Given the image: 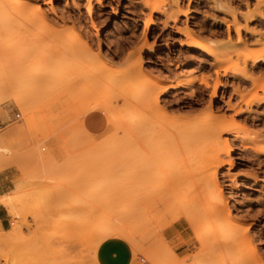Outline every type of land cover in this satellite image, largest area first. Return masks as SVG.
Listing matches in <instances>:
<instances>
[{
  "label": "rangeland",
  "instance_id": "obj_1",
  "mask_svg": "<svg viewBox=\"0 0 264 264\" xmlns=\"http://www.w3.org/2000/svg\"><path fill=\"white\" fill-rule=\"evenodd\" d=\"M29 1L27 12L37 5L40 20L20 18L0 0V147L7 151H0V172L11 169L13 177L11 191L0 195L11 205L4 206L10 224L0 231V264H93L104 211L113 216L105 221L134 232L128 242L140 264H241L248 251L264 264V151L255 150L264 143V62L244 63L264 53V0ZM65 33L78 35L97 58L70 49ZM137 66L140 82L161 83L144 116L147 133L133 128L139 109L127 101L138 95L136 74L119 80L123 94L120 83L107 93L92 84L98 67L122 76ZM19 95L29 100L30 118L14 100ZM87 107L107 116L103 134L82 128ZM15 113L20 119L7 123ZM211 120L220 127L219 153L214 136L193 141ZM214 173L219 206L199 198ZM133 186L150 206L132 207ZM178 220L194 242L177 256L162 231ZM14 227L21 234L12 239Z\"/></svg>",
  "mask_w": 264,
  "mask_h": 264
},
{
  "label": "bare ground",
  "instance_id": "obj_2",
  "mask_svg": "<svg viewBox=\"0 0 264 264\" xmlns=\"http://www.w3.org/2000/svg\"><path fill=\"white\" fill-rule=\"evenodd\" d=\"M10 2V4H9V6L10 7H12L14 10H15V12H16V14L20 17V18H23V19H25V20H27V19H29V20H31V21H34V20H40L41 19V14H40V11H39V7L37 6V5H35V4H33L32 5V11L30 12V14L27 12V7L29 6V0H9ZM89 1V0H88ZM173 4H175V3H173ZM261 4V3H260ZM39 5V4H38ZM176 14V13H175ZM174 15V14H173ZM250 16H252V17H254V15H250ZM259 16L260 17H264V14L263 13H259ZM263 20V19H262ZM229 27V26H228ZM52 32V31H51ZM65 41H66V43H67V46L71 49H75L76 50V52L77 53H80V52H82L83 54H85V55H87V56H90V59H96V58H92L91 57V54L89 53V48L87 47V46H85L84 45V47H83V45H81L82 46V48L79 46V42L77 41V40H79V39H77L76 40V38H80L78 35H75V34H73V33H65ZM188 37H191V34L189 33L188 34ZM64 40V39H63ZM81 40V39H80ZM63 43H64V41H62ZM82 42V41H81ZM193 42V41H192ZM210 42V41H209ZM193 44L194 45H192V47L193 48H197L198 50H201V51H205V52H207V53H211L212 54V52L210 51V48L209 47H204V46H201V44H199V43H196L195 41L193 42ZM66 49V48H65ZM68 49V48H67ZM67 49H66V51H67ZM70 49H68V50H70ZM208 56V55H207ZM140 57V54L139 53H137V59ZM248 59H250L251 60V62L252 63H254L255 65H257V64H260V63H263L264 62V53L263 54H256V55H254V56H251V57H249V58H245L244 59V63H246V61L248 60ZM75 60H77V59H75ZM77 61H79V63H80V60H77ZM77 61H75V63L77 62ZM95 61V60H94ZM73 62H74V58H73ZM91 65V64H90ZM86 66H87V64H86ZM128 66V65H127ZM88 67V66H87ZM244 67V66H243ZM220 68H222V67H220ZM255 68V67H254ZM110 69V70H109ZM91 70V69H90ZM108 70L109 71H111L112 69L110 68V67H98V69L97 70H95L94 72V74H95V76L93 77V85H94V87L95 88H97V89H95V90H101V89H103V91H105L106 92V90L107 91H109L110 92V90H114V91H116V87H117V85H119V83H120V85H121V90H122V92H121V90H117L118 91V93L120 92V93H124L125 91H124V89H122V86L123 85H125V83H129L128 82V79H131V77H133V76H131V73L133 72L134 74L133 75H137L138 77H135V79L137 78V80L135 81L136 83H135V85H140V87H139V89H138V87H135L134 86V88L135 89H138L137 91H136V93H138V95H136V94H134L133 93V95H135V96H137V97H133V100L134 101H132V99H128V97H132L133 95H131V96H128L127 97V101L129 100L130 102H132L131 104L132 105H134V102H135V105L137 106V108L139 109V113L137 114V116L135 115L134 117H136V118H134V121L137 123V124H133L134 125V127L133 128H135V125L137 126L136 127V129H135V131H139V133H141V132H143V133H147V128L148 127H150V126H148L147 125V123H146V119H145V117L144 116H146L147 114H149L150 112H152L153 110H154V108H153V103L157 100V94H158V90L161 88V83H159V82H157V81H155L154 83H153V85L152 86H150L147 82H145V81H143V82H140V80H138V78H140L141 79V69H140V67L139 66H137V67H135V68H133L132 70H130V71H128L127 73H125V74H123L122 76L120 75H115V76H113V75H108ZM248 70V69H247ZM259 71V70H258ZM261 71V70H260ZM90 74V73H89ZM129 74V77L130 78H128V79H126L125 77H126V75H128ZM93 75V74H92ZM125 75V76H124ZM110 76V77H109ZM124 77V80H126L125 81V83H123V81H119V80H121L122 78ZM91 78H92V76H91ZM132 80H133V78H132ZM132 80H131V82H132ZM88 81V80H87ZM140 84H139V83ZM123 83V84H122ZM128 85H130V84H128ZM125 87H126V85H125ZM128 87H130V86H128ZM93 88V87H92ZM91 88V89H92ZM104 89H106V90H104ZM263 89H264V87H263ZM98 90V91H99ZM126 90H128V89H126ZM94 91V90H93ZM97 91V92H98ZM102 91V92H103ZM101 92V91H100ZM104 92V93H105ZM128 92H129V90H128ZM127 92V93H128ZM131 92H133V90H131ZM107 93V92H106ZM163 93V92H162ZM98 94H100V93H98ZM126 94V93H125ZM263 94H264V92H263ZM129 95V94H128ZM122 98H123V96L126 98V96L125 95H120ZM106 99H108V98H106ZM260 99H264V96H262V97H260ZM15 102L17 103V104H19V105H21V106H23V105H25L26 107V111H27V115L29 114V118L32 116V115H30L31 113H29V112H31V110L29 109V100L26 98V97H24V96H21V95H19V96H17V97H15ZM101 101H103L102 99H100ZM101 101H99V102H101ZM105 102V101H104ZM106 104H108L107 102H105ZM105 103H103L102 105H100L101 107L103 106V107H107V108H105V109H107L108 110V108H111V104H110V102H109V104L108 105H110V107H108L107 105H105ZM129 103V102H128ZM94 105H95V102L93 103ZM97 104V103H96ZM94 105H91V106H94ZM98 106H99V104H97ZM94 106V108L95 107H98V106ZM134 105V106H135ZM87 106V105H86ZM141 107V108H140ZM83 108H86V107H83ZM94 108H88L87 107V109L88 110H81V112L83 111V112H86V113H88V112H91V111H93V109ZM136 108V107H135ZM104 109V108H103ZM98 110V109H97ZM82 112V113H83ZM108 112V114L111 112V110H110V112H109V110L107 111ZM81 115V114H80ZM83 115H84V113H83ZM111 117H110V119H113V115H111V113L109 114ZM144 117V119H142ZM147 117V116H146ZM151 117V116H150ZM116 123H117V121H116ZM133 123V122H132ZM193 123V122H192ZM200 123V122H199ZM201 124H202V122H201ZM216 124V123H215ZM154 125V124H153ZM214 125V121L213 120H211V121H205V122H203V125H201L202 127H201V130L204 132V131H206L207 130V132H202L201 130L199 131L200 132V134H198L195 130H194V132H196L198 135H199V137H197V139L198 140H193V141H197V143H201L202 141L200 140L203 136L205 137V133L209 136V135H211V136H214V137H212L213 139H215V140H218L217 141V144L215 143V141H214V144H216V145H214V147H215V149L217 150L216 151V153H219L221 150H223V146H222V144H221V142H219V134H218V132H219V129H220V127H218V125H215V126H213ZM153 128V127H152ZM203 128V129H202ZM212 128H214V130L212 131ZM154 129H156V128H153V129H151V130H154ZM137 131V132H138ZM146 131V132H145ZM201 132L203 133L202 135H201ZM138 134V133H137ZM150 134H152V132L150 131ZM142 135V134H141ZM194 135V134H193ZM215 135H217V137L215 136ZM195 136H197V135H195ZM210 136V137H211ZM195 138V137H194ZM209 138V137H208ZM187 139V138H186ZM192 139V138H191ZM135 140V139H134ZM188 140H190V139H188ZM188 140L186 141V146H187V144H191V143H187L188 142ZM208 140V139H207ZM139 145V147H141V146H143L142 144H140V141H136ZM135 142V143H136ZM142 143L143 142H145V141H141ZM209 142V141H208ZM90 143V142H89ZM196 142H195V144H197ZM210 143V142H209ZM208 143V144H209ZM213 143V142H212ZM103 144V143H102ZM101 144V145H102ZM203 144H205V143H203ZM202 144V145H203ZM207 144V145H208ZM104 145V144H103ZM202 145H200L201 147H202ZM138 146H136V147H138ZM145 146V145H144ZM143 146V147H144ZM212 146V145H211ZM257 148H255V150L256 151H258V152H263L264 151V143H261V144H259V145H255ZM95 147V146H94ZM96 147H99V146H96ZM143 147H141V148H143ZM155 147H157V146H155ZM195 147V146H194ZM198 147H199V145H198ZM217 147V148H216ZM230 147V146H229ZM4 148V147H3ZM3 148H1L0 147V151H2V152H5V153H7V151H6V148L5 149H3ZM149 148V147H148ZM188 148H190V147H188ZM187 148V149H188ZM200 148V147H199ZM199 148H195L197 151H198V149ZM213 148V147H212ZM252 148H254V147H252ZM139 149V148H138ZM201 149H203V148H201ZM142 150V149H141ZM212 150V149H211ZM210 150V151H211ZM32 151V150H31ZM143 151V150H142ZM192 151V150H191ZM146 152V151H145ZM196 152V151H195ZM194 152V153H195ZM151 153V152H150ZM150 153H149V155H150ZM209 153H211L212 154V152H209ZM144 154V153H143ZM146 154V153H145ZM187 154H189V153H187ZM191 154V153H190ZM204 154V153H203ZM207 154V153H206ZM163 155V154H162ZM193 155H196V154H193ZM210 155V154H209ZM217 155V154H216ZM219 155V154H218ZM216 156V163H220L221 162V160L219 159V156ZM135 156H136V154H135ZM204 156V155H203ZM150 157V156H149ZM195 157V156H194ZM139 158V157H138ZM192 158V157H191ZM196 158H198V157H196ZM208 158H210V157H208ZM208 158H206L205 160H207ZM33 159V158H32ZM199 159V158H198ZM211 160L210 161H208V162H212V157L210 158ZM33 160H35V159H33ZM258 160V159H257ZM138 161H140V159L138 160ZM143 161V160H142ZM144 162V161H143ZM190 162H191V160H190ZM137 163V162H136ZM141 163V162H140ZM153 163V162H152ZM197 163V162H196ZM206 163V162H205ZM138 164V163H137ZM159 164V163H158ZM199 165H201L202 166V164H200V163H198ZM138 165H140L141 166V164H138ZM152 165V164H151ZM206 165V164H205ZM209 165H211V164H209ZM208 165V166H209ZM213 165H215V167L217 166V164H215V163H213ZM213 165H211V167L213 166ZM137 165H135V168H138V166L136 167ZM153 166V165H152ZM207 166V167H208ZM206 167V168H207ZM210 167V168H211ZM154 169H156L155 167H154ZM208 169H209V167H208ZM140 170V169H139ZM136 172H137V170H136ZM138 177V176H137ZM139 177H140V174H139ZM134 178V177H133ZM137 179H139L140 180V178H137ZM135 180V179H134ZM139 180H137V181H139ZM203 180L204 179H201L200 181H201V183H203ZM206 180H208V183L205 181L203 184H205L204 186H202V185H200L202 188H200V186H199V188L201 189V190H199V191H201V192H199L200 193V195H199V198L201 199V200H203V199H208V198H210L211 197V200H215L216 202V204H218L217 206H219V205H221V193H220V189H219V187H218V184H217V181H216V178H215V173L213 174V181H210V179H206ZM136 181V180H135ZM140 183V182H139ZM139 183H135L136 185L137 184H139ZM200 183V182H199ZM133 185V184H132ZM141 186V185H140ZM142 188H143V186H141ZM133 188H134V186H133ZM139 188L140 187H136V188H134V189H138L139 190ZM141 188V189H142ZM146 189V188H145ZM133 190V189H132ZM131 190V191H132ZM138 190L136 191V193H135V191L133 192V194L132 195H136V196H133V197H136V200H134L135 201V205L134 204H132V207L133 208H136L137 207V209H138V211L140 210V207L142 208V209H144V206H146V205H144L145 203L147 204V205H149L147 202H141V200H139L138 199V196H139V194H138ZM195 191V190H194ZM143 192V191H142ZM139 193H141V191L139 192ZM192 193H194L195 194V192H192ZM191 193V194H192ZM192 195V196H195V195H197V194H195V195ZM145 197H147V194L145 195ZM175 197V196H174ZM190 197V196H189ZM169 198H171V196L169 197ZM191 198V197H190ZM132 201V200H131ZM147 201V200H146ZM150 200H148V202H149ZM157 203V202H156ZM0 204L1 205H3V206H5L6 208L7 207H9L10 208V204L6 201V199H3V198H0ZM153 204V203H152ZM134 205V206H133ZM150 206V205H149ZM97 208V207H96ZM102 210H103V208H101ZM99 210H100V208H99ZM107 210V209H106ZM111 210V209H110ZM98 211V210H97ZM104 211V210H103ZM133 211H136V209L135 210H133ZM137 211V212H138ZM145 211V210H144ZM143 211V212H144ZM149 211V210H148ZM104 212H106V214H104V217H102L101 218V216H100V218L102 219H100L99 221H101L100 223H98L97 225H99V227H102V228H99V230H101L100 232H98L96 229L94 230V236L96 235V237H97V233L96 232H98L99 234H98V238H97V240H96V245L94 246V252H95V250H96V248L98 247V245L102 242V241H104V240H106V239H108V238H113V237H122L123 239L124 238H126V240L127 241H129V235H131L132 234V236H133V233H127L126 232V230H124V229H127V228H121V227H119L120 225H118V224H115V226H113L114 224H111L112 222V217L110 218V217H105L106 215L107 216H109L108 214H107V211H104ZM150 212V211H149ZM96 213V212H95ZM100 213H102V211L100 212ZM145 213H147V212H145ZM137 214H139V213H137ZM137 214H135L136 216H138ZM96 215V214H95ZM98 215V214H97ZM102 215V214H101ZM143 215V214H142ZM221 215H223V212H221ZM144 216V215H143ZM145 216H147V215H145ZM88 217H90V216H88ZM142 217V216H141ZM94 218V217H93ZM105 218V219H104ZM106 218H107V220H109V218L111 219L110 220V222L109 221H105L106 220ZM144 218H146V217H144ZM143 218V219H144ZM145 220V219H144ZM88 222H90V221H88ZM93 222H95V221H93ZM97 222V221H96ZM103 223H104V225H103ZM109 223H110V225H109ZM141 223H142V221H141ZM90 224V223H89ZM105 224H108L107 226H105ZM133 225H135V224H133ZM138 225H140V224H138ZM96 226V225H95ZM121 226H123V225H121ZM125 227V226H124ZM132 227H134V226H132ZM97 228V227H96ZM129 230H131V229H129ZM20 231H21V228L20 227H14L13 228V230H12V233L10 234V237L13 239V238H16V237H18L21 233H20ZM93 235V234H92ZM138 235V234H137ZM240 235H242L241 233H240ZM237 236H239V234H236V235H234L233 237H235L234 238V240L236 241V239H237ZM230 237H232V236H230ZM232 237V238H233ZM240 237H242V244L244 243V244H249V240L250 239H248L247 237H246V235L243 237V235L242 236H240ZM256 237V236H255ZM133 239V237H130V239ZM255 240H257L256 238H254ZM239 240H241V238H239ZM245 241V242H244ZM87 242V241H86ZM229 242L230 241H228L227 243L229 244ZM238 242V241H237ZM247 242V243H246ZM231 243H233V242H231ZM140 244V243H139ZM134 246V245H133ZM263 253H264V251H263ZM261 255H263L262 253H261ZM245 258H244V260H242L241 261V264H257L258 263V258H257V256H256V254H255V252L254 251H248L247 253H245ZM261 259V258H260ZM263 260V259H262ZM244 261V262H243Z\"/></svg>",
  "mask_w": 264,
  "mask_h": 264
},
{
  "label": "crops",
  "instance_id": "obj_3",
  "mask_svg": "<svg viewBox=\"0 0 264 264\" xmlns=\"http://www.w3.org/2000/svg\"><path fill=\"white\" fill-rule=\"evenodd\" d=\"M81 126L87 135L99 136L108 128V118L101 110L88 112L81 118ZM11 169L0 172V195L11 191L13 177ZM10 224V217L0 204V231H5ZM188 227L180 220L173 222L162 231L164 241L175 255H186L193 246V237ZM134 261V251L130 243L122 238H108L102 241L93 254V264H140Z\"/></svg>",
  "mask_w": 264,
  "mask_h": 264
},
{
  "label": "built area",
  "instance_id": "obj_4",
  "mask_svg": "<svg viewBox=\"0 0 264 264\" xmlns=\"http://www.w3.org/2000/svg\"><path fill=\"white\" fill-rule=\"evenodd\" d=\"M20 119V114L19 113H15L13 115H9L7 117V123H12V122H15V121H18ZM141 262H144L143 259H140Z\"/></svg>",
  "mask_w": 264,
  "mask_h": 264
}]
</instances>
